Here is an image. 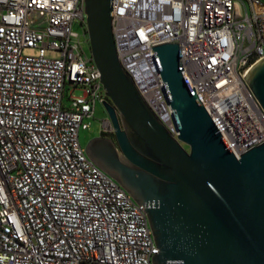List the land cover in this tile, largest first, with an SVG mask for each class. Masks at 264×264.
I'll use <instances>...</instances> for the list:
<instances>
[{
	"label": "built area",
	"instance_id": "built-area-1",
	"mask_svg": "<svg viewBox=\"0 0 264 264\" xmlns=\"http://www.w3.org/2000/svg\"><path fill=\"white\" fill-rule=\"evenodd\" d=\"M111 7L120 63L174 137L180 130L153 51L169 42L182 48L183 76L231 151L239 157L264 143V108L244 77L264 58L263 0ZM85 42V0H0V264H153L144 206L80 142L84 119L110 102ZM102 133L114 137L109 118Z\"/></svg>",
	"mask_w": 264,
	"mask_h": 264
},
{
	"label": "water",
	"instance_id": "water-1",
	"mask_svg": "<svg viewBox=\"0 0 264 264\" xmlns=\"http://www.w3.org/2000/svg\"><path fill=\"white\" fill-rule=\"evenodd\" d=\"M90 51L115 133L85 150L144 206L153 264H264V143L236 156L182 70V48H153L180 130L174 137L120 63L111 0H85ZM264 108V58L244 76Z\"/></svg>",
	"mask_w": 264,
	"mask_h": 264
},
{
	"label": "rangeland",
	"instance_id": "rangeland-1",
	"mask_svg": "<svg viewBox=\"0 0 264 264\" xmlns=\"http://www.w3.org/2000/svg\"><path fill=\"white\" fill-rule=\"evenodd\" d=\"M264 1V0H263ZM73 30L78 32L81 36L84 35V27L79 20H76L73 24ZM82 38H85L84 36ZM84 47L88 53L90 51V44L88 42L84 43ZM25 55H36L38 54L37 49L25 48ZM47 56L52 58H58L60 53L57 50H47ZM77 94H80L81 91H77ZM108 112L104 103L98 102L95 110L94 117H86L81 125L79 131V138L81 145L86 147L87 143L94 137L102 135L103 130V120L108 119Z\"/></svg>",
	"mask_w": 264,
	"mask_h": 264
},
{
	"label": "flooded vegetation",
	"instance_id": "flooded-vegetation-1",
	"mask_svg": "<svg viewBox=\"0 0 264 264\" xmlns=\"http://www.w3.org/2000/svg\"><path fill=\"white\" fill-rule=\"evenodd\" d=\"M103 134V133H102Z\"/></svg>",
	"mask_w": 264,
	"mask_h": 264
}]
</instances>
